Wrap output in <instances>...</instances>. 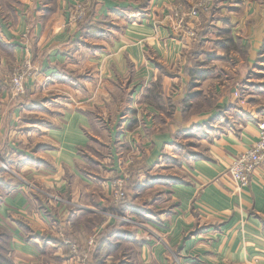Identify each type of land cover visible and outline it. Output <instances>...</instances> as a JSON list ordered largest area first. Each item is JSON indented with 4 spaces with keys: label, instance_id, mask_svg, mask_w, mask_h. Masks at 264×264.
I'll use <instances>...</instances> for the list:
<instances>
[{
    "label": "crops",
    "instance_id": "obj_1",
    "mask_svg": "<svg viewBox=\"0 0 264 264\" xmlns=\"http://www.w3.org/2000/svg\"><path fill=\"white\" fill-rule=\"evenodd\" d=\"M197 1L0 0V264H75L66 238L95 234L92 264H264V169L239 192L228 172L264 119V0H213L198 44L172 22ZM86 3L87 35L71 20ZM127 162L135 223L114 228Z\"/></svg>",
    "mask_w": 264,
    "mask_h": 264
},
{
    "label": "built area",
    "instance_id": "obj_2",
    "mask_svg": "<svg viewBox=\"0 0 264 264\" xmlns=\"http://www.w3.org/2000/svg\"><path fill=\"white\" fill-rule=\"evenodd\" d=\"M213 0H198L189 8H179L173 12V26L180 34L193 38L195 32L190 27V24L196 19L200 11H208L212 5ZM82 14V12H81ZM32 64L29 59L22 63L12 74L10 80V93L13 98L25 94L26 84L25 78L32 74ZM4 167L11 171L7 166ZM264 169V119L258 122V140L248 150L238 155L229 167V174L236 187V191L243 190L250 182L252 176L258 169ZM127 195L123 189V180L117 179L113 183V202H121L126 199ZM66 243L72 250L76 251L77 244L66 240ZM93 243V239L89 241Z\"/></svg>",
    "mask_w": 264,
    "mask_h": 264
},
{
    "label": "rangeland",
    "instance_id": "obj_3",
    "mask_svg": "<svg viewBox=\"0 0 264 264\" xmlns=\"http://www.w3.org/2000/svg\"><path fill=\"white\" fill-rule=\"evenodd\" d=\"M93 8L91 6V4L89 3H86V4H79L75 11H73L71 13V20L73 23L79 25L81 23V21L83 20L84 16L89 12L91 11ZM82 12V14H81ZM27 59H29L28 57L25 58L24 60H22L15 68L14 70L12 71V74L13 72L15 71V69H17L22 63H24L25 61H27ZM31 64H32V70L34 69V65L31 61V59H29ZM33 72V71H32ZM75 73V72H74ZM12 74L11 76L9 77V90H10V80H11V77H12ZM75 74H78L77 72ZM32 75V74H31ZM31 75H28L26 78H25V84H26V87H27V84H28V80L29 78L31 77ZM87 76V74H85ZM76 78V80H79L78 82L80 83V77L79 75H76L74 76ZM79 78V79H78ZM85 79V78H83ZM26 92H27V88H26ZM26 92L25 94L19 96V98H24V96L26 95ZM65 94V93H64ZM63 95V97H65V95ZM13 98V96H11ZM19 98H14V99H19ZM0 164L2 166H7L9 169H11L8 165H6L5 163H3L1 160H0ZM136 164L134 163H129L127 162V164L125 165V167L122 168V171L120 175H118L115 179H122L123 180V189L127 195L126 199L124 201H130L133 199V192L130 190H128V188H126V184L128 183V181L131 179V175H132V171L134 170V167H135ZM10 172V171H9ZM12 175V173H9ZM113 181V183H114ZM113 186V185H112ZM40 194L42 196L45 195L46 198H48L49 200H51L52 202L56 203V202H60L61 199L64 200L61 196H59L57 193H53V192H47V194H44L42 192H40ZM48 195V196H47ZM112 198H113V188H112ZM112 201V200H111ZM124 201H121V202H113L112 205L114 204H121L123 203ZM112 216H115L116 219H119V220H124V221H127L129 223H135V221L133 219H129L127 218L126 216H122V215H117V214H112ZM96 238H97V234L95 235H91L90 237H88V239L86 240H72V239H69V238H66V240H70L72 243H75L77 244V248H76V251L72 250L71 247H69V253L70 255L75 258L74 261H75V264H92V260H93V253H94V246H95V243H96ZM93 239V243L90 244L89 241ZM120 262V261H119ZM118 262V263H119Z\"/></svg>",
    "mask_w": 264,
    "mask_h": 264
},
{
    "label": "trees",
    "instance_id": "obj_4",
    "mask_svg": "<svg viewBox=\"0 0 264 264\" xmlns=\"http://www.w3.org/2000/svg\"><path fill=\"white\" fill-rule=\"evenodd\" d=\"M148 1L149 0H140V5H139V7L140 8H142L141 10H143V9H145V7L148 5ZM93 8V7H92ZM213 8H215V7H210V11L208 12H204L203 10H201L200 11V14L199 15H201V14H204V13H207V14H209V13H213L214 12V9ZM94 10L92 9L91 11H89L85 16H84V18H83V20L81 21V23L78 25V29L81 31V33H83V34H85L86 33V35H87V33L88 32H90V30L91 29H93L94 28V25H92V20H93V16H94ZM194 21V20H193ZM192 21V22H193ZM192 24L193 23H191L190 24V27L193 29V31L195 32V36L192 38L193 39V41H195L196 39L198 40V35H197V30H196V28H195V26L193 27L192 26ZM87 30V31H86ZM198 37V38H197ZM197 40L195 41L196 43H197ZM198 43H199V41H198ZM197 43V44H198ZM221 46H222V48H224V49H226V50H229V49H234V50H238L240 47L237 45V44H235L234 43V39L233 38H231V37H225V38H223L222 39V41H221V43H219ZM197 47H198V45H196ZM264 50V49H263ZM262 58H264L263 56H262ZM193 72V71H192ZM192 72H191V75H192ZM206 73V72H205ZM69 74V76H70V78H75L74 76H73V74H72V72H69L68 73ZM207 74H205V76H206ZM252 76H256V77H258L259 75L257 74V73H255L251 68H249V70H248V72L246 73V78H245V80H244V82H247L246 80H248V79H250ZM192 77H193V75H192ZM204 78V77H203ZM251 84V83H250ZM14 100H16V99H14ZM0 160L3 162V163H5L6 165H8L7 163H6V160L4 159V158H1V156H0ZM9 166V165H8ZM139 170H140V167H136V168H134V170L132 171V175H131V179L128 181V183L126 184V188H128V190L130 191H133V193L135 192V190L138 188V187H141V182H140V180H139V177H138V175H139ZM9 171L4 167V166H2L1 164H0V174L1 173H5V174H9L8 173ZM133 199H134V197H133ZM130 204H131V202L128 200V201H124L123 203H121V204H114V205H111V212H113V213H115V214H117V215H122V216H125V214H126V211H127V209L129 208V206H130ZM126 223V221H124V220H118L117 221V223H116V225L114 226V228H116V227H118V226H120V225H122V224H125ZM96 243H97V241H96ZM96 243H95V245H96ZM95 247V246H94ZM95 251H96V249L94 248V253H93V256H95ZM97 254V253H96ZM102 260V259H101ZM98 264H100V261H98Z\"/></svg>",
    "mask_w": 264,
    "mask_h": 264
}]
</instances>
